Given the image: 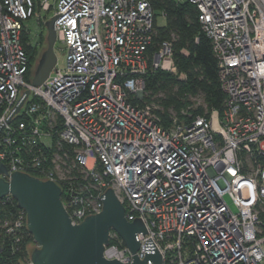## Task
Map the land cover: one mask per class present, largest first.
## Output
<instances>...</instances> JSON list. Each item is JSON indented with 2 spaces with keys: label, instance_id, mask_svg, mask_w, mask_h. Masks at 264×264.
<instances>
[{
  "label": "built area",
  "instance_id": "2783aa9c",
  "mask_svg": "<svg viewBox=\"0 0 264 264\" xmlns=\"http://www.w3.org/2000/svg\"><path fill=\"white\" fill-rule=\"evenodd\" d=\"M187 1L212 43L224 108L172 113L164 127L159 105L139 104L151 72L178 74L171 41L151 51L148 0H0V124L22 89L33 92L0 131V160L59 184L74 225L101 213L111 186L147 228L140 259L151 238L162 264H264V0ZM52 9L66 67L34 87L27 47L41 49L38 63ZM26 224L19 208L5 226L20 243ZM104 257L133 262L114 231Z\"/></svg>",
  "mask_w": 264,
  "mask_h": 264
},
{
  "label": "water",
  "instance_id": "95a60500",
  "mask_svg": "<svg viewBox=\"0 0 264 264\" xmlns=\"http://www.w3.org/2000/svg\"><path fill=\"white\" fill-rule=\"evenodd\" d=\"M56 17L45 24L47 48L42 53L32 79L34 87L41 86L57 64L54 51L57 35ZM33 92L22 89L15 106L11 109L3 126L23 115ZM62 188L47 177L33 176L24 171L9 173L0 160V199L14 198L18 207L27 214V229L36 247H30V264H122L118 260L104 257L109 244L110 233L116 232L124 245L133 254L132 264H162V256L151 238L145 241V257L138 252L141 242L138 235L148 234L141 218L129 221L126 209L119 201L111 186L100 196L103 207L99 214L88 215L78 225H74L62 201Z\"/></svg>",
  "mask_w": 264,
  "mask_h": 264
},
{
  "label": "trees",
  "instance_id": "16d2710c",
  "mask_svg": "<svg viewBox=\"0 0 264 264\" xmlns=\"http://www.w3.org/2000/svg\"><path fill=\"white\" fill-rule=\"evenodd\" d=\"M155 12V31L152 50L158 49L164 41L173 43V59L178 74L151 72L145 77L148 95L139 104L156 103L164 127L173 121L172 113L179 120L188 121L205 112H222L225 95L221 89L217 59L212 43L204 33L198 9L189 1L148 0ZM163 17L164 25L158 24ZM30 57L26 80L30 82L41 49L27 47ZM202 99L200 105L195 99ZM185 112V115L182 113ZM18 205L15 200L0 201V264H28L30 262L33 238L26 233L18 243L6 227L14 223Z\"/></svg>",
  "mask_w": 264,
  "mask_h": 264
},
{
  "label": "rangeland",
  "instance_id": "374dc122",
  "mask_svg": "<svg viewBox=\"0 0 264 264\" xmlns=\"http://www.w3.org/2000/svg\"><path fill=\"white\" fill-rule=\"evenodd\" d=\"M52 4H54V3L52 2ZM54 16H55V9H52L46 15L47 20L52 19ZM158 24L159 25H164L165 24V20H164L163 17H161V18L158 19ZM33 27H35V26H33ZM46 48H47V45H46ZM54 51H55V54L57 56V68L58 69H61V70H64L65 67H66V55H65V51H64L63 45L60 42H56V44L54 46ZM199 103H200V100H198V104ZM232 209L235 210L234 207ZM30 247H35V245L32 244V245H30Z\"/></svg>",
  "mask_w": 264,
  "mask_h": 264
},
{
  "label": "snow or ice",
  "instance_id": "6c2138e0",
  "mask_svg": "<svg viewBox=\"0 0 264 264\" xmlns=\"http://www.w3.org/2000/svg\"><path fill=\"white\" fill-rule=\"evenodd\" d=\"M234 174V173H233Z\"/></svg>",
  "mask_w": 264,
  "mask_h": 264
}]
</instances>
